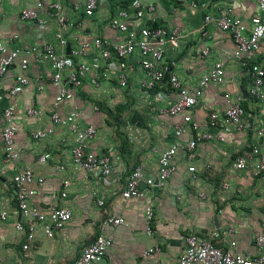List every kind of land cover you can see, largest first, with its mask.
Returning <instances> with one entry per match:
<instances>
[{"label":"crops","instance_id":"0c3cea01","mask_svg":"<svg viewBox=\"0 0 264 264\" xmlns=\"http://www.w3.org/2000/svg\"><path fill=\"white\" fill-rule=\"evenodd\" d=\"M38 1L51 0H0V45L8 52L20 51L17 62L0 81V129L6 124L3 110L14 105L18 128L16 148L20 155L15 162H7L0 144V264H74L100 235L111 237L113 245L95 264H179L191 234L210 237L217 247L245 258L263 256L264 252L256 247V238L264 235V171L255 175L260 162L257 156L247 160L246 169L235 170L233 164L255 147L264 156V138L256 131L264 122V98L251 96L248 74L252 64H264V55L236 58L231 34L217 25L221 10L229 7L234 17L251 27L252 17L259 11L257 3L251 0H142L156 6L143 20L136 19L135 11L125 6L132 28L157 24L169 32L180 30L179 46L166 48L165 61L176 63L174 71L189 91L199 86L216 63L222 62L226 68L224 81L210 84L199 104L190 113L178 116L164 113L179 99L168 80L153 90L142 89L146 75L140 64L143 60L140 52L127 61L124 71L127 87L120 86V70L104 63L98 73L89 74L80 88L72 90L74 99L64 101L59 112L68 116L76 105L81 125L97 128L90 149L100 155L115 151V168L124 173L119 182L117 173L103 179L97 172L87 173L73 165L74 138L67 128L54 126L50 119L52 103L61 85L52 81L54 70L48 60L35 61L32 47L52 44L58 54L66 56L72 55L83 42L97 37L123 42L126 35L110 27L120 6L116 0L109 1L101 4L92 17H87L86 0H64V13L71 27L66 35L67 45L63 47L56 38L57 25L47 17L46 10H39L43 24L22 19L23 11L36 9ZM76 4L78 10H74ZM207 16L213 20L206 25ZM205 31L208 37L203 35ZM15 36L18 38L13 39ZM207 48L209 53L203 56ZM23 59L30 63L25 72L21 69ZM242 61H247L248 66L244 67ZM24 76L28 77L29 85L22 87L17 96L10 95L12 85ZM63 78L62 85L71 90L67 71ZM226 92L241 98L242 106L247 102L245 119L251 128L224 133L221 125L210 124V113L223 112L226 108ZM28 109L42 111L43 115L30 116ZM188 114L200 126V132L221 134L224 141L213 138L200 142L192 160L189 152L182 149L174 159L176 172L167 182H162L158 153L172 146L177 126L185 128L180 137L182 146L186 147L195 136L184 124V116ZM134 116L135 124L132 123ZM49 130L54 132L44 140L32 137L38 131ZM47 153L52 160L40 163V156ZM56 166L64 170L59 172ZM27 167L33 170L36 179L30 187L31 208L48 213L47 207L56 205L71 210L73 218L53 238L39 231L25 255L26 235L15 228L21 218L14 177ZM137 167L144 171L141 197L127 201L122 191L128 176ZM190 167H195L196 172H190ZM39 178L45 181L39 183ZM65 180H70L71 185L67 199H62ZM93 193H97L98 200ZM99 200L105 201L104 206L98 205ZM149 208L154 214L151 234L146 231ZM3 213H7L6 219H2ZM109 217L123 219V225H103Z\"/></svg>","mask_w":264,"mask_h":264},{"label":"built area","instance_id":"2783aa9c","mask_svg":"<svg viewBox=\"0 0 264 264\" xmlns=\"http://www.w3.org/2000/svg\"><path fill=\"white\" fill-rule=\"evenodd\" d=\"M113 0H86L84 11L87 17H92L98 7L103 3ZM119 10L110 22V27L116 31L126 35L123 42H112L102 37H97L92 41H85L79 45L78 49L72 51V55L58 54L52 44L36 45L32 47L35 61L43 62L48 60L54 70L52 81L61 85L60 92L52 103V113L50 115L51 123L56 127L67 128L74 138V144L71 148L72 163L76 169L84 170L87 173L97 172L101 178L108 179L114 173L118 174L119 182H122L124 173L116 170L114 162L115 151L107 154H97L91 151V142L97 136V128L94 125L82 126L78 120L79 108L75 105L73 112L68 116H63L59 112V106L64 101L74 99L73 89L80 88L83 81L89 74L98 73L102 64L114 67L120 70L119 83L121 87H127L128 78L124 71L127 68L128 59L136 52H140L143 60L140 62L146 79L141 83L143 90H153L155 86L161 84L166 77L171 89L178 93L179 99L169 109L165 110L170 116H178L184 112L192 111L203 97L204 90L212 83L220 84L224 81L225 64L218 62L203 77L199 86L194 91H189L183 87L174 68L176 63L165 61V52L168 46L177 48L180 40V30L175 29L169 32L167 29L158 26L142 25L135 28L130 27L128 20L130 13L123 5L126 4L132 8L135 13L134 17L143 20L146 13L152 14L156 10L154 4H145L142 0H116ZM176 2L178 0H167ZM257 3L259 11L252 17V26L248 27L239 18L234 17L231 8L227 7L221 10L220 17L217 19V25L223 30L231 34L236 45L235 57L238 59L254 54L255 56L264 55V0H251ZM64 0H51L50 2L38 1L36 9H27L22 13L23 20H34L43 24V19L39 14L40 9L46 10L47 17L55 21L57 25L56 38L58 43L65 47L67 45L66 35L70 30V19L64 13ZM196 6V5H194ZM79 5L74 6V10H78ZM212 17L205 18V24L212 22ZM204 36L208 37L207 31ZM15 36L13 39H17ZM209 49L202 52L203 56L208 55ZM19 50L7 51L0 45V81L10 72L12 66L15 65L19 58ZM80 59V61H75ZM90 59V61L88 60ZM29 61L23 59L21 62L22 71H27ZM244 67L248 66L247 61H242ZM68 72V83L71 90L62 85L64 72ZM251 78L250 93L255 99H263L264 88V64H252L248 70ZM30 83L28 77L19 78L11 87L10 95L17 96L22 87L28 86ZM43 87H40L42 89ZM226 108L223 112H211L209 115L210 124L212 126H222L224 133H232L233 130L243 132L251 128V124L245 119V110L242 107L241 98L234 97L231 93L226 92L225 95ZM27 114L30 116H42L43 112L35 109H28ZM5 126L0 129V144L3 145L5 151V160L7 162H15L20 155L16 148V140L18 128L15 124L16 107L8 106L3 110ZM184 124L189 127L191 133H195L194 138L184 147L180 142V137L184 133L185 128L178 125L174 132V143L172 146L158 153L159 177L160 181L167 182L176 172L174 159L178 152L186 149L189 152V160L195 158L196 146L205 140L218 138L224 141L221 134L215 136L212 133L200 132V126L192 119V115L184 116ZM186 127V126H185ZM257 135L264 138V122L256 129ZM54 131L49 130L38 131L33 134L34 140H44ZM215 136V137H214ZM66 139L62 140L65 143ZM157 153V151H155ZM253 156L259 158V169L255 175H259L264 171V156L260 150L255 147L252 152L238 158L233 164L235 170H243L247 168V160ZM52 160V156L47 153L40 156L39 161L47 164ZM57 171L64 170L62 166H56ZM190 172L195 173L196 168L190 167ZM144 177L142 167H137L127 178L125 188L122 191L123 199L129 201L141 197L140 184ZM36 179L31 168H25L14 177L16 190V199L18 202V213L20 221L16 223L15 228L19 232L26 235V243L23 245L25 255L30 252L33 243L36 240L37 233L40 231L46 237L53 238L56 231L62 230L72 220V211L68 208L50 205L47 207L48 213L39 212L30 206L31 192L30 187L35 183ZM39 183L45 181L44 178L37 180ZM64 189L61 194L62 199H67L68 191L71 185L70 180H65L62 184ZM227 186V185H226ZM97 199V193L92 195ZM98 200V199H97ZM105 201L99 200L98 205L104 206ZM7 213L2 214V219H6ZM154 214L151 208L147 211L146 231L148 234L152 232V223ZM107 226L123 225V219L119 217H109L103 222ZM102 225V226H103ZM187 249L179 259V264H264V255L255 259L245 258L239 253L230 250H222L217 247L210 237L197 236L191 234L187 237ZM113 245V239L106 235H100L94 243L84 249L81 257L74 264H95L96 261L103 257ZM235 246V243H233ZM256 247L260 252H264V235L256 238ZM155 251V249H154Z\"/></svg>","mask_w":264,"mask_h":264},{"label":"trees","instance_id":"16d2710c","mask_svg":"<svg viewBox=\"0 0 264 264\" xmlns=\"http://www.w3.org/2000/svg\"><path fill=\"white\" fill-rule=\"evenodd\" d=\"M124 6H126V4H123ZM155 27H158L159 25H154ZM76 62H77V59L75 60ZM244 103V105H243V108H244V110L245 109H247V107H246V104H247V102H243Z\"/></svg>","mask_w":264,"mask_h":264},{"label":"water","instance_id":"95a60500","mask_svg":"<svg viewBox=\"0 0 264 264\" xmlns=\"http://www.w3.org/2000/svg\"><path fill=\"white\" fill-rule=\"evenodd\" d=\"M165 80H167V77L165 78ZM244 97L246 99V94L245 93H244ZM132 123H134V124L136 123V116L133 117Z\"/></svg>","mask_w":264,"mask_h":264},{"label":"clouds","instance_id":"9594fccd","mask_svg":"<svg viewBox=\"0 0 264 264\" xmlns=\"http://www.w3.org/2000/svg\"><path fill=\"white\" fill-rule=\"evenodd\" d=\"M167 80H168V77H167ZM167 80H166V81H167ZM242 107H243V106H242Z\"/></svg>","mask_w":264,"mask_h":264},{"label":"rangeland","instance_id":"374dc122","mask_svg":"<svg viewBox=\"0 0 264 264\" xmlns=\"http://www.w3.org/2000/svg\"><path fill=\"white\" fill-rule=\"evenodd\" d=\"M97 115H98V114H97ZM113 124H114V123H113ZM113 124H112V125H113ZM115 128H116V127H115Z\"/></svg>","mask_w":264,"mask_h":264}]
</instances>
